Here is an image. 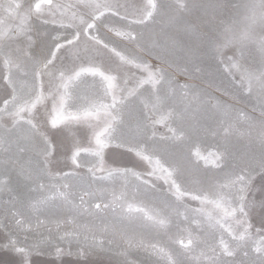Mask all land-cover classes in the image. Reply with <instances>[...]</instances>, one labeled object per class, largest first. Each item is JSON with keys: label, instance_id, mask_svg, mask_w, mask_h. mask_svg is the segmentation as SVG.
<instances>
[{"label": "snow or ice", "instance_id": "snow-or-ice-1", "mask_svg": "<svg viewBox=\"0 0 264 264\" xmlns=\"http://www.w3.org/2000/svg\"><path fill=\"white\" fill-rule=\"evenodd\" d=\"M3 7L7 16L0 20V169L9 184L15 173L17 187L10 189V206L4 209L15 229L0 239V250L18 257L11 264H32L33 254H40L43 235L27 239L32 218L39 224L40 216L54 218L57 227L61 218L73 224L72 233L65 230L60 239L74 235L83 241L81 256L88 250L104 251L117 229L133 228L140 229L142 237H167L164 246L138 242L149 257L157 258L150 264H264V216L258 225L249 222L255 203L247 198L257 176L264 182V0H244L238 6L242 20L232 23L220 19L227 7L221 0H185L175 8L166 0L139 6L119 0H37ZM69 9L77 11L68 17ZM33 17L64 31L40 47L30 35ZM107 17L124 21L120 27L126 31H115L121 40L126 38L124 48L118 50L100 35ZM13 19L20 24L8 23ZM158 20L162 27L156 32ZM107 32L113 28L107 27ZM225 49L232 55L226 56ZM217 64L227 65L233 87L256 98L259 118L237 114L233 119L230 105H222L207 89L193 87L197 73L211 74ZM82 77L103 85L93 100L76 91ZM159 111L167 115L157 118ZM158 124L172 133L160 135L165 144L157 143ZM73 125L87 130L53 147L55 132ZM209 133H215L218 148L210 174L199 163L203 160L207 166L206 157L190 147L187 154L183 150ZM110 148L124 151L114 156ZM82 153L93 158L88 168L91 182L74 186L69 180L84 166L78 160ZM123 156L134 163H120ZM69 161L75 168L66 171ZM190 171L202 173L195 187L185 186ZM146 177L163 179L166 190ZM131 178L136 183H130ZM117 185L120 195L107 201L105 192ZM188 201L199 206L191 207ZM177 208L185 209L186 224L174 222ZM189 213L201 217L195 228ZM85 217L98 227L80 232L76 225ZM16 233H24L25 239ZM46 243L51 246L50 240ZM128 243L131 247L132 240ZM55 247L60 258L63 249ZM241 250L245 259H231Z\"/></svg>", "mask_w": 264, "mask_h": 264}, {"label": "rangeland", "instance_id": "rangeland-1", "mask_svg": "<svg viewBox=\"0 0 264 264\" xmlns=\"http://www.w3.org/2000/svg\"><path fill=\"white\" fill-rule=\"evenodd\" d=\"M11 2H21L24 4H34L37 2V0H0V20H3L7 13L4 11L5 5ZM78 0H64V3L66 4H75ZM120 3L125 4H135L137 6L139 5H146L148 4V0H119ZM156 3H160V0H154ZM166 2H170L173 7H177L180 3L185 2V0H166ZM222 3H224L227 7L222 13L220 19L223 20L226 23H232L235 21H241L243 18V9L239 8L238 6L241 5L244 0H221ZM73 11H77L76 9H69L66 12V15L70 17L73 13ZM107 26L105 27V31H103V39L110 44H115L119 49L124 48V45L127 43L126 38L124 40H121V37L115 35V31L119 30L122 33L126 31V29H123L120 27L121 24L124 23V21H120L118 17H107ZM219 23V21H217ZM8 23H11L13 25H19L20 20L19 19H13L9 20ZM33 31L30 33V35L33 36L34 42L36 45H39L40 47H44L45 43L51 44V36L56 35L57 32L64 31L63 29H53L51 25H45L41 23L39 20H36L34 17L30 21ZM107 27H112L113 32L108 33ZM162 27L160 21L158 20L156 25L153 26L156 32L160 31V28ZM166 27V25H164ZM45 32L48 33V35H45ZM15 46V45H13ZM226 56L232 55L231 49H225ZM177 63H180V61L177 59ZM175 67V65H174ZM177 71H179L178 68H176ZM177 79H179L181 82H184L183 76H178ZM232 79L233 77L229 74V70L227 65L225 64H217L213 66L211 74H204L201 75L197 73L196 79L193 81V87L197 89H207L208 92H210L213 96L218 97L221 101L222 105H230L233 109L231 113V117L234 119L237 114L243 115H250L254 116L256 118H259L260 112L259 108L257 106L256 98L253 95H250L247 91L241 93L237 88L233 87L232 85ZM0 84H3V80L0 79ZM97 84L93 81H88L87 88H83L82 86H76L77 93L83 97L85 100H93L94 97L99 94L100 88L95 87ZM218 89V90H217ZM86 93L84 94V91ZM225 93H230L231 95H227ZM189 96H191V93H189ZM3 106V98H0V107ZM256 106V111L253 112V107ZM161 115H167L166 111H159L157 113V118H159ZM221 119H224L223 116H220ZM241 129L243 130L245 128V125H240ZM156 128L158 129V135H157V143L165 144L166 141L160 140L159 137L162 134H167V136H171L172 133L168 132V129L164 127L163 124L156 125ZM189 147L191 148V151L193 153H196L197 151L200 153L201 156L206 157L208 160L207 166H205L204 161L200 160V167L203 170V172H209V174L212 171H215V169H212V161L214 159V153L218 151L217 148V137L215 133H209L207 135H202L198 140H196L194 143L190 145H186L184 147V152L187 154ZM109 153H112L114 156L117 154L122 153L124 150L120 148H110L107 150ZM163 155V153H161ZM82 157V158H81ZM78 158L81 164L84 166L81 168L76 169V172L73 174V176L70 178L69 183L74 186L84 185L87 186L91 182V173H89L88 168L92 166L93 158L86 154L82 155ZM195 159V157H193ZM157 159V157H153V160ZM168 157L164 156V160H167ZM164 160L161 161V163L166 167L167 164H164ZM119 162L122 164H129L131 165L134 163V160H131L128 158V156L119 157ZM147 167V165H145ZM142 169H137V171H141ZM100 173L98 172L97 175ZM159 175V173H158ZM11 182L9 184V176L5 175L3 173V170L0 169V239H2L6 232L8 231H14L15 229V222L12 220L11 216L7 215L4 211L6 206L8 205V201L10 198V189L17 187V179L16 175L13 172L11 174ZM149 180H152L154 183L161 186L162 190H166L167 186L164 185L163 179H156L155 177H146ZM61 180L64 178L61 177ZM202 180V173L201 172H195L190 171L187 174L185 186L186 187H195L200 184ZM130 183H136L134 181V178L130 179ZM5 185H9V187H5ZM76 191L79 192V187L76 188ZM120 187L117 185L114 189L110 188L107 192H105V197L107 201H112L114 197H118L120 195ZM247 198L249 201H253L255 203V207L251 209V214L249 217V222L253 223L254 225H258L260 218L264 216V207H261V201H264V182L260 180V178L257 176L256 180L252 182L251 188L247 193ZM85 201H88L90 198L88 196H84ZM185 199H187L185 197ZM77 202H79V196H77ZM95 202H100V200H96ZM189 205L191 207H198L199 204L196 201H188ZM146 206L151 209L153 207L152 202L145 201ZM185 212L184 208H177L175 214L173 215V220L175 223L180 224H186L183 220V213ZM18 219L23 220V217H18ZM54 218H45V216H40V221L42 223H37L35 217L31 220L30 228L33 229V231H30L27 235V239L31 241L34 237L38 235H43V241L41 242V247L46 249L47 246H49L46 242L51 241V244L58 243L63 245L64 247L67 246H85L83 241L78 242L74 235H70L69 239L61 240L60 236H63L65 234V230L69 234L72 233L73 230V224L65 223L63 221V218H61V222L59 227H57V224L52 222ZM201 217L199 216H193L191 213H189V220L192 221L191 227L195 228L196 223L199 222ZM175 223L171 229L172 234H175ZM97 225L98 222L91 221L88 218H82L77 222L76 227L80 232H84L86 227H93V225ZM7 226V227H5ZM27 226V225H26ZM109 229L111 230V224L108 225ZM96 230V229H94ZM256 229L253 228V232L255 233ZM59 232V235L57 233ZM16 235L19 236V238L23 241L25 239L24 233H16ZM96 238L102 239L100 232L96 230ZM225 238L230 240V237H227V234L225 233ZM144 239L145 242L148 243H156L158 246H164L167 243V237H161L157 236L155 234L151 235H144L141 236V230L140 229H133V228H126L123 231L117 229L116 235L112 237V243L109 247H106L104 251H93L88 250L86 255H78L81 251L84 250L85 247L78 248V251L75 250H69L65 249L64 255L70 256L69 258H64V256H61V259L64 258V260H58V263H65V264H73V258L77 259V261H80L79 264H150L151 261L156 260V257H149L147 253L143 251L142 248L138 247V242ZM128 240H132V246L129 247ZM219 236L216 237L215 242L218 243ZM40 247V248H41ZM250 251V249H249ZM252 255H255L252 253ZM18 257L12 253V252H4L3 250H0V264H11V262L17 260ZM231 259H235L237 261L245 259L243 256V251L241 250L238 252L237 256ZM46 263L49 262V259L47 258L45 260ZM78 264V263H77Z\"/></svg>", "mask_w": 264, "mask_h": 264}, {"label": "crops", "instance_id": "crops-1", "mask_svg": "<svg viewBox=\"0 0 264 264\" xmlns=\"http://www.w3.org/2000/svg\"><path fill=\"white\" fill-rule=\"evenodd\" d=\"M99 2H103V0H99ZM68 31H71V29H68ZM103 31H105V28L103 29ZM103 31L100 33V35H103L102 34ZM88 81L96 82V84H97L95 86L96 88L99 87L101 89L103 87V85L99 82V80H93V78H91V77H82L81 80L78 82L77 86H82L83 88H87ZM86 91L87 90L84 91V94L86 93ZM34 122H37L38 123V120L37 121H34ZM86 130L87 129L78 128L76 125H73L71 127V129H65L63 132L56 131L54 137L51 138L52 139V143H53V147L58 146L59 143L65 139V137H68L69 139H71L73 136L81 137L83 135V132L86 131ZM86 143L87 142L85 141V144ZM82 155H86V153H82L81 156ZM73 168H75V166L74 165H71V163L69 161V167L66 168L65 170L66 171H71ZM57 244L58 243H53V244H51V246H47L46 249H44V248L41 247L40 250H39L40 251V254L39 255L33 254V256L31 257L32 264H59L58 263V260L59 259L60 260H64V258H66V259L69 258L71 255L70 256L63 255L64 256L63 259H61V257L60 258H57L56 257V255H55L56 247L55 246ZM59 246L63 249V251L65 249L78 251V248L85 247V246H78V245L77 246H72V247L71 246L64 247L61 244H59ZM47 258L49 259V262L48 263L45 262V260ZM73 261H74L73 264H77V263L79 264V262H80V261H77V259H74V258H73ZM60 264H65V263L63 262V263H60Z\"/></svg>", "mask_w": 264, "mask_h": 264}]
</instances>
